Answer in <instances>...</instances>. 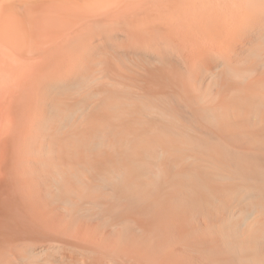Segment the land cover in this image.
I'll return each instance as SVG.
<instances>
[{
    "label": "bare ground",
    "instance_id": "6f19581e",
    "mask_svg": "<svg viewBox=\"0 0 264 264\" xmlns=\"http://www.w3.org/2000/svg\"><path fill=\"white\" fill-rule=\"evenodd\" d=\"M0 264H264V0H0Z\"/></svg>",
    "mask_w": 264,
    "mask_h": 264
}]
</instances>
